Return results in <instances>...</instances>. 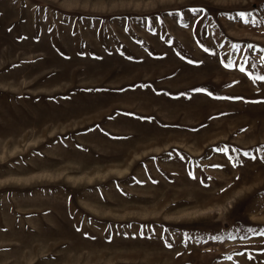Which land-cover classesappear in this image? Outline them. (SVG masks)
I'll return each mask as SVG.
<instances>
[{
    "label": "rangeland",
    "instance_id": "obj_1",
    "mask_svg": "<svg viewBox=\"0 0 264 264\" xmlns=\"http://www.w3.org/2000/svg\"><path fill=\"white\" fill-rule=\"evenodd\" d=\"M262 61L264 0H0V264H264Z\"/></svg>",
    "mask_w": 264,
    "mask_h": 264
},
{
    "label": "snow or ice",
    "instance_id": "obj_2",
    "mask_svg": "<svg viewBox=\"0 0 264 264\" xmlns=\"http://www.w3.org/2000/svg\"><path fill=\"white\" fill-rule=\"evenodd\" d=\"M249 47L251 48V45H249ZM205 51H207V49H205ZM262 62H264V61H262ZM225 67H234L235 65H227V64H225L224 65ZM242 72L243 71H245V69L243 68V67H241V69H240ZM249 76H251V73H249ZM254 79H259V80H264V75H262V76H259V77H254ZM196 91H204L203 89H196ZM209 95H211V93H209ZM229 99H242V98H240V97H236V98H232V97H229ZM218 151H225L224 149H217ZM244 155H249V153H247V152H245L244 153ZM252 159H256V157L255 156H253V157H251ZM262 159H264V157H262ZM235 166V165H234ZM193 178H195V177H193ZM261 235H264V233H261ZM168 247H171L172 245L171 244H168L167 245ZM241 255H243V254H241Z\"/></svg>",
    "mask_w": 264,
    "mask_h": 264
}]
</instances>
